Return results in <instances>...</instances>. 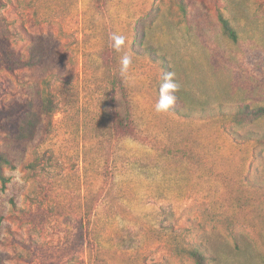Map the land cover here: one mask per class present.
<instances>
[{
    "label": "rangeland",
    "instance_id": "obj_1",
    "mask_svg": "<svg viewBox=\"0 0 264 264\" xmlns=\"http://www.w3.org/2000/svg\"><path fill=\"white\" fill-rule=\"evenodd\" d=\"M0 38L48 52L0 61L41 116L0 132L1 264H264V0H0Z\"/></svg>",
    "mask_w": 264,
    "mask_h": 264
},
{
    "label": "trees",
    "instance_id": "obj_2",
    "mask_svg": "<svg viewBox=\"0 0 264 264\" xmlns=\"http://www.w3.org/2000/svg\"><path fill=\"white\" fill-rule=\"evenodd\" d=\"M219 21L225 33H231L229 22L219 15ZM153 55L151 49L147 52ZM48 55L45 48H36L31 51L28 58L23 59L20 55L15 54L9 48V43L0 38V61L7 68H32ZM34 102L30 99H25L21 102L15 101L9 104L5 109H0V132L13 135L16 141L32 139L35 135L37 126L41 123L40 114L34 109ZM240 115L254 116L255 112H239ZM16 119H20L22 125L15 123ZM256 141L264 143V134ZM13 159L8 152L0 151V181L4 184L7 178L3 174L5 166L12 167ZM183 253L187 254L195 264H207V256L197 247L183 248ZM1 264V263H0Z\"/></svg>",
    "mask_w": 264,
    "mask_h": 264
},
{
    "label": "clouds",
    "instance_id": "obj_3",
    "mask_svg": "<svg viewBox=\"0 0 264 264\" xmlns=\"http://www.w3.org/2000/svg\"><path fill=\"white\" fill-rule=\"evenodd\" d=\"M123 63L125 67L122 71L126 70L130 58L125 57ZM179 88L180 85L173 79V74L169 73L160 86V99L155 104V110L157 112L168 111L177 99L175 93L179 91Z\"/></svg>",
    "mask_w": 264,
    "mask_h": 264
}]
</instances>
